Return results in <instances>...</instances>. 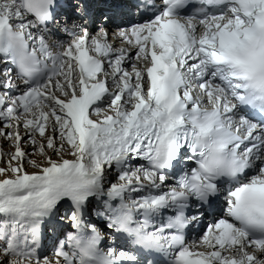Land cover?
<instances>
[{
	"label": "snow or ice",
	"instance_id": "6c2138e0",
	"mask_svg": "<svg viewBox=\"0 0 264 264\" xmlns=\"http://www.w3.org/2000/svg\"><path fill=\"white\" fill-rule=\"evenodd\" d=\"M0 264H264V0H0Z\"/></svg>",
	"mask_w": 264,
	"mask_h": 264
}]
</instances>
